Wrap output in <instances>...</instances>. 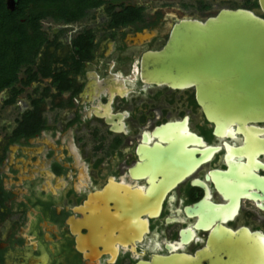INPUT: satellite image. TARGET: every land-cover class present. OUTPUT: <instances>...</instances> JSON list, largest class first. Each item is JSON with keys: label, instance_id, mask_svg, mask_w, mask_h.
Wrapping results in <instances>:
<instances>
[{"label": "flooded vegetation", "instance_id": "1", "mask_svg": "<svg viewBox=\"0 0 264 264\" xmlns=\"http://www.w3.org/2000/svg\"><path fill=\"white\" fill-rule=\"evenodd\" d=\"M223 9L263 16L258 0H105L76 22L41 21L31 71L0 94V264H138L195 255L222 228L264 236V185L249 179L264 178V134H216L195 88L141 76L176 24ZM173 171L188 174L174 184ZM102 214L129 222L95 258L79 232Z\"/></svg>", "mask_w": 264, "mask_h": 264}, {"label": "water", "instance_id": "2", "mask_svg": "<svg viewBox=\"0 0 264 264\" xmlns=\"http://www.w3.org/2000/svg\"><path fill=\"white\" fill-rule=\"evenodd\" d=\"M258 1L263 16L248 9H223L205 21L182 20L176 24L165 48L144 56L143 81L174 89L195 88L197 101L216 126V134L233 133L235 126L240 133L264 134V129L256 126L264 124V0ZM9 4L13 9L16 1ZM259 144L264 146V141ZM253 164L263 168L256 154ZM187 174L173 171L164 176L176 184ZM249 179L264 185V178L257 174ZM159 194L157 213L166 188ZM99 219L91 215L89 234L79 232V248L90 249L95 258L105 252L99 251L100 245L114 243L113 231L129 222L113 214H102ZM220 233L221 237L210 240V248L195 255H155L151 261L138 264H264V236L246 230L234 234L223 228ZM122 236L124 242L128 240V235Z\"/></svg>", "mask_w": 264, "mask_h": 264}, {"label": "trees", "instance_id": "3", "mask_svg": "<svg viewBox=\"0 0 264 264\" xmlns=\"http://www.w3.org/2000/svg\"><path fill=\"white\" fill-rule=\"evenodd\" d=\"M0 0V94L12 88L19 74L29 72L47 42L41 21L52 17L76 22L105 0ZM11 104V101L8 102Z\"/></svg>", "mask_w": 264, "mask_h": 264}, {"label": "rangeland", "instance_id": "4", "mask_svg": "<svg viewBox=\"0 0 264 264\" xmlns=\"http://www.w3.org/2000/svg\"><path fill=\"white\" fill-rule=\"evenodd\" d=\"M220 4H222V3H230V4H232V3H240V4H245L248 0H217ZM214 5H217V3L216 4H214ZM214 7H216V6H214ZM258 13H261V11H260V9H257L256 10Z\"/></svg>", "mask_w": 264, "mask_h": 264}]
</instances>
